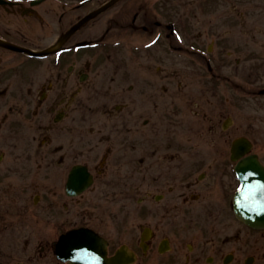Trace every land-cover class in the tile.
I'll return each instance as SVG.
<instances>
[{
    "label": "flooded vegetation",
    "instance_id": "obj_1",
    "mask_svg": "<svg viewBox=\"0 0 264 264\" xmlns=\"http://www.w3.org/2000/svg\"><path fill=\"white\" fill-rule=\"evenodd\" d=\"M108 1L0 0V264H76L72 230L99 236L90 264H264V227L235 212L230 113L183 100L203 68L241 98L264 72L175 40L172 0H118L71 32Z\"/></svg>",
    "mask_w": 264,
    "mask_h": 264
},
{
    "label": "rangeland",
    "instance_id": "obj_2",
    "mask_svg": "<svg viewBox=\"0 0 264 264\" xmlns=\"http://www.w3.org/2000/svg\"><path fill=\"white\" fill-rule=\"evenodd\" d=\"M203 1L172 0L170 19L178 23L181 34L186 38L200 37L209 42L211 35L208 34L216 32L219 55L217 54L214 58L215 64L222 63V60L230 63V58L226 59L224 55L230 48L236 47V54L233 55L243 57L242 64L239 65L240 69L244 70V67H248L256 68L259 71L264 63V11L262 10L264 0H211L208 1V8L204 7L207 1ZM208 45L209 43H204L205 48ZM124 48L126 47L124 46ZM245 49H250V57L240 54L245 52ZM176 57L174 55L170 57V67H183L187 70L192 65L196 66L195 62L192 63L189 60H183V65L177 66L179 59ZM234 58H232V62H235ZM160 61L163 63L164 59H160ZM124 67L127 66L124 65ZM155 69L157 73V68ZM204 69L199 74L193 75L196 77V82L192 87L183 89V100L187 102L189 100L199 101L204 107L208 106L210 113H212L210 107L222 106L220 110L229 111L231 121L228 119L222 122L218 116L216 121H219L218 126L229 127L227 134L236 137L239 135L256 136V147L259 150L263 149L264 96L259 100L241 98L240 93H237L238 91L234 93V90L229 89L227 83L222 85V83L210 79ZM187 71L189 72V70ZM191 72L193 71L190 70L189 73ZM173 85L177 91L180 90L178 84ZM239 92L242 93V91ZM227 99L230 102L229 106L228 102L226 103ZM195 110H197L196 107L191 104L190 108H187V115H191L195 119L193 117ZM219 131L218 127L216 132Z\"/></svg>",
    "mask_w": 264,
    "mask_h": 264
},
{
    "label": "water",
    "instance_id": "obj_3",
    "mask_svg": "<svg viewBox=\"0 0 264 264\" xmlns=\"http://www.w3.org/2000/svg\"><path fill=\"white\" fill-rule=\"evenodd\" d=\"M95 14L96 13L90 14L84 21ZM251 146L248 140H239L234 146L235 155H238L240 150H248ZM238 172L242 181V186L236 195L235 205L237 213L249 224L262 226L264 225V168L254 160L251 165L238 166ZM77 234L79 233H71V235Z\"/></svg>",
    "mask_w": 264,
    "mask_h": 264
}]
</instances>
